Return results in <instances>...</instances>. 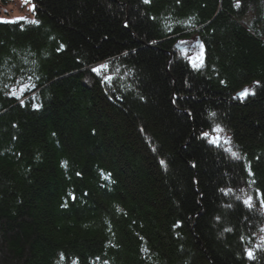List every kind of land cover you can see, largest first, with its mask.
<instances>
[{
	"label": "trees",
	"instance_id": "16d2710c",
	"mask_svg": "<svg viewBox=\"0 0 264 264\" xmlns=\"http://www.w3.org/2000/svg\"><path fill=\"white\" fill-rule=\"evenodd\" d=\"M31 2L32 20L0 22V264H264L247 254L264 0Z\"/></svg>",
	"mask_w": 264,
	"mask_h": 264
},
{
	"label": "rangeland",
	"instance_id": "374dc122",
	"mask_svg": "<svg viewBox=\"0 0 264 264\" xmlns=\"http://www.w3.org/2000/svg\"><path fill=\"white\" fill-rule=\"evenodd\" d=\"M33 4L31 0H0V21H16V20H23V21H30L33 19ZM26 18V19H18V18ZM178 52L184 57L187 58L190 62V64H199L200 59L198 56H196L199 52V48L193 40L190 39H183L178 44ZM198 57V58H197ZM106 65L99 64L95 68H99L100 71L105 69L101 68L100 66ZM217 126H214L210 132L206 133L207 138H209L210 141L218 139V144L223 146L225 148L230 147V140H229V134L226 132L223 128L219 127V129L222 130H214ZM249 194V193H248ZM250 196V195H249ZM264 224L261 226V230L259 232V241L255 243L254 248H250L249 250L253 253L256 249L263 250L264 248ZM248 250V251H249ZM247 251V252H248Z\"/></svg>",
	"mask_w": 264,
	"mask_h": 264
},
{
	"label": "snow or ice",
	"instance_id": "6c2138e0",
	"mask_svg": "<svg viewBox=\"0 0 264 264\" xmlns=\"http://www.w3.org/2000/svg\"><path fill=\"white\" fill-rule=\"evenodd\" d=\"M144 2H145V3H148L149 0H144ZM18 19H26V18L21 17V18H18ZM0 22H9V21H0ZM10 22L15 23V22H17V21H10ZM61 47H62V46H61ZM193 66H194V67H199L200 65L193 64ZM100 67L106 69V68H107V65H102V66H100ZM93 71H94V72H99L100 69H99V68H94ZM30 79H31V77H29V80H30ZM111 79H112V77H105V80H106V81H111ZM34 86H35V85L25 84V85H23V86L21 87V92H24V91H26L29 87H34ZM12 94L15 95V94H16L15 91H13ZM242 95H247V90H245V92L242 93ZM17 98H19V97H17ZM21 103H23V102H21ZM34 107H37V106L34 105ZM214 130L219 131V130H222V129H219V126H217V128L214 129ZM205 136H207V134H205ZM218 139H219V138H217L216 140H212V141H210V143H216V144H218ZM233 155H235V154H233ZM161 163H163V162H161ZM222 191H223V190H222ZM229 191H230V190H229ZM258 194H259V193H258ZM244 203H245L247 206L251 207V206H252V198L249 197L248 199H246V200L244 201ZM261 206L264 207V202H262ZM262 231H264V229H262ZM247 254H248V257H249L250 259L253 258V253H252L250 250L248 251ZM74 264H75V262H74Z\"/></svg>",
	"mask_w": 264,
	"mask_h": 264
}]
</instances>
